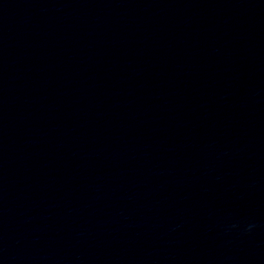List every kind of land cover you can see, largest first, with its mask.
Segmentation results:
<instances>
[{"label": "water", "instance_id": "1", "mask_svg": "<svg viewBox=\"0 0 264 264\" xmlns=\"http://www.w3.org/2000/svg\"><path fill=\"white\" fill-rule=\"evenodd\" d=\"M0 264H264V0H0Z\"/></svg>", "mask_w": 264, "mask_h": 264}]
</instances>
